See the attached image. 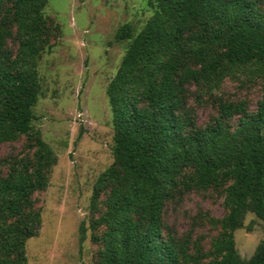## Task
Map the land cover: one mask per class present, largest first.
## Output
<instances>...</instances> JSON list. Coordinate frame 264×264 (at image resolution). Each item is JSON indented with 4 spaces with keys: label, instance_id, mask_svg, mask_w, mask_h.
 <instances>
[{
    "label": "trees",
    "instance_id": "1",
    "mask_svg": "<svg viewBox=\"0 0 264 264\" xmlns=\"http://www.w3.org/2000/svg\"><path fill=\"white\" fill-rule=\"evenodd\" d=\"M263 1L148 0L154 14L138 34L130 24L117 30L116 41L131 43L106 90L115 167L93 195L95 201L106 192L104 211L90 225L104 229L93 237L101 244L97 264H264V240L248 260L234 241L247 214L264 225V86L253 114L242 104L221 103L218 119L196 128L185 109L190 84L212 92L249 67L264 77ZM47 2L0 0V144L25 137L32 151L0 159V264H27L26 242L41 227L34 194L47 189L56 164L32 125L42 87L38 63L50 50ZM14 32L15 52L7 47ZM239 114L231 130L226 119ZM210 188H223L227 214L212 222L219 233L211 250L194 244L191 253L162 234L165 204ZM79 232L83 242V224Z\"/></svg>",
    "mask_w": 264,
    "mask_h": 264
},
{
    "label": "rangeland",
    "instance_id": "2",
    "mask_svg": "<svg viewBox=\"0 0 264 264\" xmlns=\"http://www.w3.org/2000/svg\"><path fill=\"white\" fill-rule=\"evenodd\" d=\"M261 8L264 11V1ZM153 14L148 0H48L43 15L50 29V50L45 49L38 63L42 87L32 109V125L54 152L56 164L47 189L34 194L41 227L38 236L26 242L27 264H97L101 244L93 237L104 229L90 225L104 211L106 192L95 201L93 195L103 173L115 167L113 116L106 90L131 43L116 41L115 35L125 24L138 34ZM14 35L7 47L15 52ZM263 86L264 77L253 67L225 78L212 92L190 84L185 109L196 128L212 125L220 116L221 103L242 104L245 113L253 114ZM241 117L226 119L231 130ZM26 145L25 137L0 144L1 161L31 157ZM223 200V188L176 195L165 204L167 228L162 234L174 236L191 253H196L194 244L210 251V241L219 233L212 222L227 214ZM81 224L86 229L83 242ZM263 240V223L247 214L243 228L234 232L237 253L248 260Z\"/></svg>",
    "mask_w": 264,
    "mask_h": 264
}]
</instances>
